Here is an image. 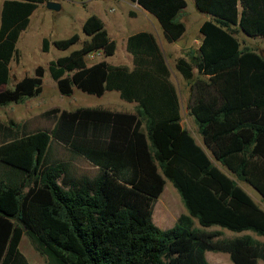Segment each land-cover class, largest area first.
I'll list each match as a JSON object with an SVG mask.
<instances>
[{"label":"trees","instance_id":"1","mask_svg":"<svg viewBox=\"0 0 264 264\" xmlns=\"http://www.w3.org/2000/svg\"><path fill=\"white\" fill-rule=\"evenodd\" d=\"M46 1L2 0L0 87L9 80L8 64L17 60L19 34ZM128 1L156 20L167 43L183 35L176 17L185 0ZM193 4L209 16L198 27L192 62L202 78L190 86L188 101L201 146L180 124L177 95L153 35L126 38L131 69L104 61L86 66V55L109 57L115 49L98 17L88 16L81 25L88 39L46 70L61 96L74 88L96 97L115 91L133 110L51 109L44 115H55L53 127L33 133L0 124V264H27L18 251L23 233L50 264H209L206 252L225 253L232 264L264 263V243L250 235L213 240L219 234L203 230L217 226L264 237V210L237 184L264 200V56L240 48L235 37L237 29L264 43V0ZM77 40L75 33L51 43L42 38L40 50L51 44L64 51ZM174 67L184 80L192 78L183 58ZM43 74L36 66L0 90V107L39 95ZM55 145L96 173L75 175L67 161L51 157ZM165 180L185 212L161 230L151 222V206Z\"/></svg>","mask_w":264,"mask_h":264},{"label":"rangeland","instance_id":"2","mask_svg":"<svg viewBox=\"0 0 264 264\" xmlns=\"http://www.w3.org/2000/svg\"><path fill=\"white\" fill-rule=\"evenodd\" d=\"M60 5L58 11L46 9L45 3L38 4L34 11L29 16V22L26 28L19 34L15 48L17 50V60L10 61L8 64L9 80L6 85L1 86L0 90L11 88L13 84L23 76L32 75L33 69L36 66H41L44 69L42 76L41 92L33 98L23 100L18 104H9L0 107V124L6 127H11L10 123L17 125L19 129L25 133H33L37 130L49 131L54 124L55 115H44L45 112L51 109L59 111H72L84 106L101 108L109 111L117 112H132L134 104L121 101L116 92L105 93L102 97L87 95L77 89L69 96H61L51 80L46 67L49 61L57 57L65 56L70 51L78 49L81 46V40L84 35L81 33V21L88 9H82V4H88L89 0H49ZM2 0H0L1 5ZM186 6L180 11L176 19L183 23L185 31L180 39L173 43H167L160 32V28L156 21L150 16L147 17L145 12L136 7H130L128 0H98L93 5L101 6L102 9H112V16L116 20H109L106 26L109 29V34L114 38L115 49L111 56L104 57L101 53H90L85 56L86 63L94 61H105L109 65L124 66L131 69V56L124 48V38L117 35L115 26L119 25L124 33V36L133 34L137 31L150 32L154 35L155 41L165 60L169 72V81L175 89L178 103L180 124L188 131L196 143L201 144L200 137L197 133L196 125L188 111V101L190 86L198 79L202 78L197 75L193 66V60L196 57V49L200 43L201 36L198 33V27L202 21L209 16L200 13L196 10L192 0H185ZM80 3H82L80 5ZM90 4V5H91ZM91 7V6H90ZM135 14L134 18L128 17V12ZM152 20V21H150ZM114 29V30H113ZM135 29V30H134ZM140 29V30H139ZM73 33L79 35L78 44L73 45L66 51H59L51 44L48 46V51L43 53L40 50L41 39L46 38L49 43L53 40L64 39ZM235 37L239 42L240 48L247 47L256 52H261L264 49V43L260 38H248L241 31L236 29ZM178 58H183L192 66V78L184 80L176 71L174 63ZM14 128V127H13ZM5 140V136L0 134V142ZM51 157L67 161L75 175L84 174L92 177L96 170L88 163L80 159H70L68 153L59 146H53ZM222 171L226 172L221 166L215 163ZM0 166V171H1ZM227 173V172H226ZM245 193L264 210V200L246 183L237 182ZM185 212L178 193L172 185L165 180L163 189L160 195L155 199L151 206V222L159 229L170 228L176 218ZM194 227L200 228L194 221ZM202 229V228H200ZM207 232H216L219 235L213 240L233 239L242 235H250L253 239L264 243V237L256 236L250 231L231 232L217 226H212L203 229ZM30 248L37 253L32 242L23 233L18 245L19 252L27 259L28 264H34L32 259L34 253ZM39 258L36 264H50L46 257L37 253ZM205 259L209 264H232L225 253L206 252ZM256 264H264L258 260Z\"/></svg>","mask_w":264,"mask_h":264},{"label":"crops","instance_id":"3","mask_svg":"<svg viewBox=\"0 0 264 264\" xmlns=\"http://www.w3.org/2000/svg\"><path fill=\"white\" fill-rule=\"evenodd\" d=\"M98 0H89V1H87V3L88 4H82V3H80V5L82 4L83 6H82V9H88L89 11H88V13H86L85 14V16L83 17V19H80V21H81V25H82V23L84 22V20L88 17V16H90V15H95L96 17H98V19L102 22V24H103V28L105 29V31H106V33H107V36L109 37V39H111V40H113L114 41V38L112 37V36H110V34H109V29L107 28V26H106V22H108L109 20H116V17L115 16H112V14H111V12H112V9L111 8H108V9H102V7L101 6H98V5H93L94 3H96ZM193 1V0H192ZM89 2H91V3H93V4H91V3H89ZM186 3V2H185ZM91 4V5H90ZM91 6V7H90ZM130 7H136L137 9H140L136 4H134V3H131L130 2V5H129ZM142 10V9H141ZM144 11V10H143ZM145 12V11H144ZM128 14V13H127ZM145 15H147V17L148 16H150V17H152L150 14H148L147 12H145ZM129 17V16H128ZM135 17V16H134ZM134 17H130V18H134ZM149 19H154L153 17L152 18H149ZM150 21H152V20H150ZM154 21H156L155 19H154ZM157 23V22H156ZM115 28H116V30L115 31H117L116 33H117V35H119L120 37H122V38H124V48H125V40H126V38L128 37V36H130V35H132V34H130V35H127V36H124V33H123V31L121 30V28H120V26L119 25H116L115 26ZM80 30H81V26H80ZM114 30V29H113ZM135 30V29H134ZM140 30V29H139ZM137 32H145V31H137ZM137 32H134V33H137ZM160 32H161V29H160ZM82 33V32H81ZM133 33V34H134ZM148 33H150V32H148ZM75 34H77V33H75ZM152 34V33H151ZM72 35V34H71ZM84 35V34H83ZM153 35V34H152ZM161 35H162V33H161ZM77 36H78V40H77V42L76 43H74L73 45H75V44H78V42H79V40H80V38H79V35L77 34ZM69 37V36H68ZM153 37H154V35H153ZM163 37V36H162ZM84 38H86V40L88 39L85 35H84V37H83V39ZM155 38V37H154ZM86 40H81V43L80 44H82V42L83 41H86ZM114 43H115V41H114ZM73 45H71L69 48H71ZM115 47H116V45H115ZM68 48V49H69ZM67 50V49H66ZM66 50H64V51H66ZM75 50V49H74ZM73 51V50H72ZM96 62H98V61H94V62H91V63H86V61H85V64H86V66H90V65H92V64H94V63H96ZM105 62V61H104ZM114 66V65H113ZM73 92V91H72ZM111 92H115V91H110V92H105V93H111ZM105 93H103L101 96H99V97H102ZM117 93V92H116ZM94 96V95H93ZM117 96H118V93H117ZM119 98V97H118ZM120 99V98H119ZM121 100V99H120ZM122 101V100H121ZM124 102V101H123ZM81 108H93V107H87V106H84V107H81ZM95 108V107H94ZM73 111V110H72ZM200 139V138H199ZM200 141V140H199ZM201 142V141H200ZM199 143V142H198ZM197 143V144H198ZM199 146H201V144H198ZM2 168V167H1ZM2 170V169H1ZM240 186V185H239ZM20 242V241H19ZM18 245H19V243H18ZM18 251H19V249H18ZM30 251L31 252H33L34 254V258L32 259V262H34V264H36V261H38L37 260V258H39V256H38V252L36 253V252H34L31 248H30ZM21 254V253H20ZM22 255V254H21ZM23 256V255H22ZM24 257V256H23ZM25 258V257H24ZM25 260H26V262H27V259L25 258ZM27 264H28V262H27Z\"/></svg>","mask_w":264,"mask_h":264},{"label":"water","instance_id":"4","mask_svg":"<svg viewBox=\"0 0 264 264\" xmlns=\"http://www.w3.org/2000/svg\"><path fill=\"white\" fill-rule=\"evenodd\" d=\"M46 9L52 10V11H58L60 9V5L53 1H46L45 2ZM260 56H264V52H260Z\"/></svg>","mask_w":264,"mask_h":264},{"label":"built area","instance_id":"5","mask_svg":"<svg viewBox=\"0 0 264 264\" xmlns=\"http://www.w3.org/2000/svg\"><path fill=\"white\" fill-rule=\"evenodd\" d=\"M96 53H98V52H96Z\"/></svg>","mask_w":264,"mask_h":264}]
</instances>
